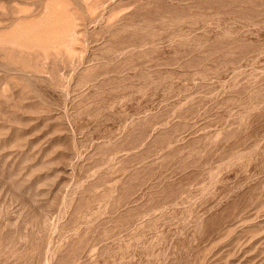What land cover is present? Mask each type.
<instances>
[{"label":"rangeland","instance_id":"374dc122","mask_svg":"<svg viewBox=\"0 0 264 264\" xmlns=\"http://www.w3.org/2000/svg\"><path fill=\"white\" fill-rule=\"evenodd\" d=\"M0 264H264V0H0Z\"/></svg>","mask_w":264,"mask_h":264}]
</instances>
